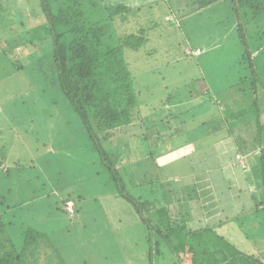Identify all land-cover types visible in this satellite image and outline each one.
<instances>
[{
	"label": "rangeland",
	"instance_id": "obj_1",
	"mask_svg": "<svg viewBox=\"0 0 264 264\" xmlns=\"http://www.w3.org/2000/svg\"><path fill=\"white\" fill-rule=\"evenodd\" d=\"M245 1L238 8L247 17L240 21L254 71L244 58L245 48L228 0L177 24L165 20L169 14L166 0L133 12L122 28L146 29L150 42L137 51L127 50L125 56L137 88H147L142 92L147 102L143 101L131 125L112 132L108 141H100L102 151L96 146L100 134L95 133L96 141L88 138L75 110L61 98L59 86L41 91L34 59L24 58L32 50L9 49L8 38L0 32V51L4 48L8 55L6 59L0 52V177L6 169L11 176L0 178V202L19 204L7 213L14 218L16 234L19 225L38 229L46 235L49 249L57 251V261L66 264H148L149 260L175 264V256L159 243L155 231L150 245L147 241L148 227L160 225L162 215L157 211L164 210L165 218L178 225L192 230L212 227L218 235L237 242L242 235L237 224L250 225L255 215L246 210L261 200L259 174L250 172L252 157L238 153L236 138L224 131L214 136L207 132L225 121L230 127L246 122L249 114L237 115L244 114L255 100L263 109L264 124V20L259 14L264 9L256 10ZM7 2L13 4L9 9L18 12L14 21L19 32L37 25L25 0ZM170 3L176 5L172 10L180 8L181 18V9L190 8L187 1ZM122 28L116 30L118 36ZM187 33L193 38L192 53L185 52L190 50ZM196 48L206 49L203 56L186 58L184 52L197 55ZM22 66L19 71L17 67ZM201 78L207 84H191ZM148 90H152L151 97L145 96ZM208 92L210 100L204 95ZM177 93L190 98L146 113V107ZM201 123L205 124L202 131L186 129ZM254 124L251 121L254 135L243 134L249 143L256 136ZM250 145L258 154L259 148ZM68 195L76 203L72 217L59 211L69 207L61 206ZM134 200L140 204L141 216ZM41 257L40 264H46V257Z\"/></svg>",
	"mask_w": 264,
	"mask_h": 264
},
{
	"label": "trees",
	"instance_id": "obj_2",
	"mask_svg": "<svg viewBox=\"0 0 264 264\" xmlns=\"http://www.w3.org/2000/svg\"><path fill=\"white\" fill-rule=\"evenodd\" d=\"M25 1L26 5L30 6L29 10L37 20V25L32 29H23L19 32L16 20L14 21L18 12L15 13L8 8L13 4L10 5L7 0H0L1 35L8 38L6 44L10 46L9 49L22 47V49L32 50L30 55L27 54L24 58L34 59V74L41 76V91L46 93L55 85L59 86L61 98L75 110L87 131L88 138L96 141L95 133L100 134L101 139L98 140L96 146L102 151L100 141H108L112 132L131 125L133 120L139 117L143 101L147 102L142 95V92L147 88H137L131 66L127 61L129 59L125 53H128L127 50L137 51L143 45L148 44L150 36L146 29H123L122 24L128 21L127 19L132 16L134 11H140L145 4L149 5L150 1L154 0ZM185 1L190 3V7L194 5L195 10H203L224 0ZM228 1L237 20L235 27L239 33V40L245 48L244 58H247L248 67L252 70L254 68L252 54L248 48L246 32L240 21L247 17L238 8L242 0ZM263 1L246 0L245 2L256 10H261L264 9ZM16 3L18 2L16 1ZM259 14L264 20V12L260 11ZM187 15V13L184 14L182 20L176 12V20L170 22L187 21ZM19 25L24 26V22L22 21ZM119 28H122L123 31L118 36L116 30ZM261 33L263 36L264 33ZM187 37L185 38L186 44L190 50L185 52L192 53L193 38L190 33H187ZM0 52L8 59L4 48ZM185 52L186 58L188 56L195 57L191 54L186 55ZM129 53L132 54V52ZM147 57L150 58V54H144V58ZM130 60L134 59L130 58ZM17 69L20 71L24 68L22 66ZM195 82L193 81L191 84ZM162 85L164 86V84ZM164 89L166 90L165 86ZM207 90H209L208 87ZM147 93L145 96H152V90H148ZM206 94L209 95V100L212 99V94L204 93V95ZM189 98L187 93L185 96L183 94L179 96L178 93L174 96L168 95L158 105H152L149 109L146 107V113L155 111L157 107L164 108L174 103L181 104ZM249 104L247 105L249 108L244 114L237 115L240 118L242 115L247 117L249 114V119L246 122L230 127V123L225 121L219 126L209 127L207 133L214 136L215 132L224 131L227 136L237 139L235 141L237 145H235L238 147L239 154L247 156L249 159L252 157L249 161L252 166L250 172L259 174L261 200L254 204L249 211H246L254 214L255 218L256 216L261 218L260 220L251 218L253 222L250 225L246 224L248 222H239L237 226L242 231V235L237 239V242H234L232 241L234 239L230 237L218 235L215 228L188 229L186 225H178L176 221L167 220L164 210L157 211L160 216L162 215L161 223L155 229L151 226L148 227L147 241L150 245L153 231H155L160 237L159 243L166 246L167 250H170L175 256V264H264V248L259 244L264 245V206H262L264 205V124L260 118L263 109L261 110L262 107L258 106L256 100ZM251 121L255 123L253 127L256 136L250 138L252 142L249 143L244 135H254ZM202 126L205 124L201 123L195 128L187 127L186 129L192 133L202 131L204 128ZM225 126H227V130H223ZM236 130L240 132L238 135L234 132ZM250 144H254L256 149L259 148L258 154ZM251 148L253 152L250 151ZM45 153H48V150ZM2 177L10 178V170L6 169ZM1 195L0 197H2ZM127 199H129L128 196ZM68 203L73 205L72 214L65 208H59V211L72 217L76 212V203L74 198L69 195L61 200V206ZM134 203L136 213L141 216L140 204L135 200ZM18 205L9 204L7 200L0 202L2 207L0 210V264H40L43 259L41 256L46 257V264H66L63 260L57 261V251L53 248L49 249L46 244V235L38 229L19 225L16 234L14 218H8L7 213ZM254 220L261 222L256 224ZM142 221L146 222L144 219ZM161 225H164L162 230L159 228ZM11 229L15 231L16 235H14L17 237V241L10 233ZM45 248H48L46 252L43 251ZM150 250L148 254H150ZM148 264H152V262L149 260Z\"/></svg>",
	"mask_w": 264,
	"mask_h": 264
},
{
	"label": "crops",
	"instance_id": "obj_3",
	"mask_svg": "<svg viewBox=\"0 0 264 264\" xmlns=\"http://www.w3.org/2000/svg\"><path fill=\"white\" fill-rule=\"evenodd\" d=\"M170 1L171 0H166V8H168L169 14H167V16L165 18V20H168L169 22L176 20V17H177L176 16V12H178V10L180 9L179 8L177 11L172 10L173 7H175L176 5L175 4H171ZM183 2H185V0H179V4L180 5L183 4ZM152 3H154L156 5L157 0L151 1L150 4H149V6H151ZM181 10L184 11V14H186V13L188 14L186 16V19L187 20H189L190 18H192L193 15L199 14L200 11H201L199 9L195 10V7L194 8L193 7H190V8H188V10H185V9H181ZM196 49L198 50L199 53L197 55H195V58L202 57L203 54H204V52H205V50H206L205 48H196ZM195 81H198V82H202L204 84H207L205 78L204 79L201 78L200 80L195 79ZM205 86L207 87V85H205Z\"/></svg>",
	"mask_w": 264,
	"mask_h": 264
},
{
	"label": "built area",
	"instance_id": "obj_4",
	"mask_svg": "<svg viewBox=\"0 0 264 264\" xmlns=\"http://www.w3.org/2000/svg\"><path fill=\"white\" fill-rule=\"evenodd\" d=\"M68 204H69V207H67L66 210H67L69 213L72 214V212H73V205H72V203H68ZM68 204H67V205H68Z\"/></svg>",
	"mask_w": 264,
	"mask_h": 264
}]
</instances>
